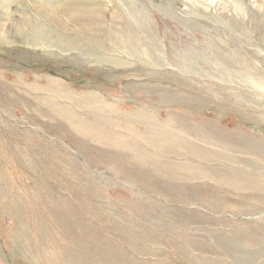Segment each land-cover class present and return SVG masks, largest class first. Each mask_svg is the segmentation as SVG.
I'll return each instance as SVG.
<instances>
[{
    "label": "rangeland",
    "instance_id": "1",
    "mask_svg": "<svg viewBox=\"0 0 264 264\" xmlns=\"http://www.w3.org/2000/svg\"><path fill=\"white\" fill-rule=\"evenodd\" d=\"M0 37V264H264V190L143 124L264 171V0H0Z\"/></svg>",
    "mask_w": 264,
    "mask_h": 264
},
{
    "label": "bare ground",
    "instance_id": "2",
    "mask_svg": "<svg viewBox=\"0 0 264 264\" xmlns=\"http://www.w3.org/2000/svg\"><path fill=\"white\" fill-rule=\"evenodd\" d=\"M28 18L30 19V22H32L31 17H28ZM31 25L33 24L31 23ZM27 37L22 38L21 43L30 45V46H38V45L33 44V42L37 43V41L34 40L35 37H33V35H28ZM18 39H21V38L19 37ZM3 41H5L6 44H10V42L5 38ZM0 43H2V40L0 41ZM136 117L137 116L133 117V114L129 115V119L135 120L136 122H140V119ZM143 124H145L144 127L146 129L150 128V130L152 129L158 132V134H153V140H152L151 145H153L154 147H156V145H159V146L164 145L165 148L163 149L164 151L163 155L165 157L169 156L170 159L173 160L172 162L171 161L169 162L168 160L163 161V170L167 172L168 174L173 173L172 176H174L175 174L178 173V171H175V170H177V168L179 167L177 166V163L175 164L174 162H177L175 158L178 159V156H179L182 159L181 160L182 162L180 163L179 166L183 170L184 169L195 170L194 168H197L198 163H203L202 165L204 166V168H206L207 170H210V171H207V173L205 172L203 174L204 176L207 174L210 179H213V180L217 179L221 181L222 183L227 184L230 187H233L235 189L249 190L253 192L264 190V171L263 169L261 168V166L256 165L253 162H250L251 165H247V166L248 167L251 166V168L255 167L257 171L241 169V165L239 164H243L245 166V162L239 161L237 157L233 155V154L237 155V153H235L236 147L229 146L228 144L221 142V145L225 144L229 146L228 148H222L225 150V153L221 155V152H218L217 150L210 148L208 145L210 143H206L203 140L201 141L203 144H197L195 142L183 140L171 128L160 127L158 125L149 124L148 122H145ZM188 130L193 131V132L195 131V133H197L198 135L204 132V129H202L199 126H191V127L187 126L181 132L188 133ZM136 138H138V136ZM177 139H179V141H176ZM257 145H259V148H260V144H255V141H252V143L249 144L248 147H251L252 149H254V147ZM214 147H217V146H214ZM240 149L242 151H246L242 148ZM249 151L251 152V150ZM130 152H133L134 154H137L139 156H144L146 154V153L144 154L141 149L135 148L133 146L131 147ZM142 159H143L142 157L139 158V160L144 161V159L143 160ZM155 162H153L155 164L154 165L155 167L162 168V165L161 166L159 165V161L155 160ZM150 165L153 166L152 163H150ZM212 170H217L218 172L214 173L212 172ZM223 175H227V176H223ZM194 176L195 175L193 174H187L184 177L185 179H187L188 177H194Z\"/></svg>",
    "mask_w": 264,
    "mask_h": 264
}]
</instances>
